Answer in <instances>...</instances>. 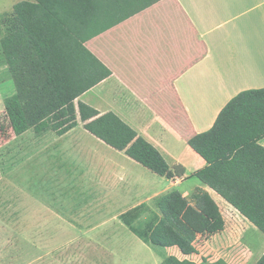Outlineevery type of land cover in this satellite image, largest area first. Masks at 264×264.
<instances>
[{
    "label": "crops",
    "instance_id": "crops-1",
    "mask_svg": "<svg viewBox=\"0 0 264 264\" xmlns=\"http://www.w3.org/2000/svg\"><path fill=\"white\" fill-rule=\"evenodd\" d=\"M86 45L112 75L77 102L101 114L116 113L154 144L172 167L183 165L185 175L159 176L85 127L95 139L82 140L75 134L80 120L64 135L54 132L56 138L53 131L39 135L44 140L35 143L33 153L35 162L40 160L38 171L25 175L33 187L28 184L17 191L16 207L4 202L0 224L23 230L25 236L26 230H32L34 244L91 245L98 252L87 253V260L112 264L123 250L116 233L125 225L122 213L144 202L152 204L154 197L174 189L189 197L202 187L220 208L223 205L231 212L226 226L229 222L235 228L250 225L264 238L254 224L193 175L207 162L189 145L190 138L214 125L233 97L264 87V0H161ZM260 142L264 145V138ZM155 179L164 186L155 188ZM56 229L71 233L57 242L62 233H50ZM174 255L192 259L177 251ZM45 260L54 264L53 254L28 259L5 250L0 254V264H43ZM162 260L154 257L151 262Z\"/></svg>",
    "mask_w": 264,
    "mask_h": 264
},
{
    "label": "trees",
    "instance_id": "trees-1",
    "mask_svg": "<svg viewBox=\"0 0 264 264\" xmlns=\"http://www.w3.org/2000/svg\"><path fill=\"white\" fill-rule=\"evenodd\" d=\"M161 0L21 1L2 14L6 28L0 40L15 84L5 99L3 134L33 130L64 135L79 121L94 136L124 151L155 174L182 178L185 167H172L161 151L116 113L101 114L77 99L112 75V70L86 45ZM264 87L233 97L214 125L189 139L207 165L193 175L221 195L264 234ZM122 222L144 243L178 247L185 256L198 253L201 236L226 228L220 205L197 187L191 196L179 189L154 197L121 214ZM161 264H228L219 259L198 263L166 256ZM256 264H264V254Z\"/></svg>",
    "mask_w": 264,
    "mask_h": 264
},
{
    "label": "rangeland",
    "instance_id": "rangeland-1",
    "mask_svg": "<svg viewBox=\"0 0 264 264\" xmlns=\"http://www.w3.org/2000/svg\"><path fill=\"white\" fill-rule=\"evenodd\" d=\"M21 1L33 0H0V40L4 35L7 23L6 18L2 16V14L11 12L13 6ZM14 93V80L8 69L0 44V125L2 123L7 124L5 118V99ZM80 124L75 134L81 136L84 141L94 140L95 137L89 134L84 128V123L80 121ZM7 132L8 133L3 134L0 130V221H2L1 218L3 217L2 206L4 202L9 200L10 202L8 205L16 207L18 199L17 191L20 188L28 187V184H30L29 187H33V184H31L32 182L30 183L29 180L27 181L25 175L27 174L26 176H29L38 171L40 160L36 158L35 162L33 153L35 143L44 140V137L40 138L33 130L20 136H16L11 129H7ZM51 134H53L55 138L58 136L54 132ZM59 173H61V171H59ZM156 177L159 178L158 176ZM163 180L166 179L164 178ZM195 180L196 182L198 181L197 178ZM193 182L194 181H190V184ZM164 184L165 183H160L156 179L154 180L155 188L159 186L162 187ZM221 208L225 218L229 219L233 217L229 209L223 205ZM122 228L116 229V233H118L121 238L119 245H122L123 250L118 256L119 259H113L112 264H131V262H136L137 264H152L151 261L154 257H161L164 259L171 254L174 255L176 251L179 254L181 253L178 247L165 248L146 245V243L126 225H122ZM26 231L27 233L25 236L23 230L14 228V226H11V228L3 227L0 224V254H3L5 250L8 253L20 254L28 259L36 256L46 257L48 254L52 253V262L54 264H92L90 260L86 259L88 258L86 254L98 252V250L91 245L34 244V237L31 233L32 230L31 232L28 230ZM54 232L55 235L60 232L62 233V235L56 236L55 240L57 242H60V238L71 233L68 229L50 231L51 234ZM261 234L264 236L262 232ZM35 240L38 241V238H35ZM196 246L198 253L192 255L191 258L198 263L203 262L205 258L209 261L224 258L228 264H240V262H244V264H256L259 256L264 251V238L259 237L250 225L241 224L240 228H235L229 222L222 234L210 237L201 236L197 240ZM51 250L54 251L52 252ZM245 257L247 260L246 263ZM81 259L84 260V262L79 261ZM45 263L46 260L43 261V264Z\"/></svg>",
    "mask_w": 264,
    "mask_h": 264
}]
</instances>
